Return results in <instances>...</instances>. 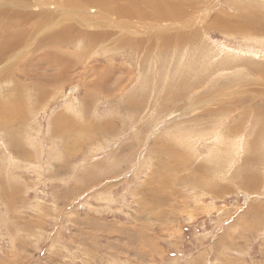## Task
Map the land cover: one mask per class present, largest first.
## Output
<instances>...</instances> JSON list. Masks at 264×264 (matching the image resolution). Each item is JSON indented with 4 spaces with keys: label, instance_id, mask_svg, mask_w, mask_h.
Here are the masks:
<instances>
[{
    "label": "rangeland",
    "instance_id": "obj_1",
    "mask_svg": "<svg viewBox=\"0 0 264 264\" xmlns=\"http://www.w3.org/2000/svg\"><path fill=\"white\" fill-rule=\"evenodd\" d=\"M79 1L0 0V264H264V0Z\"/></svg>",
    "mask_w": 264,
    "mask_h": 264
},
{
    "label": "bare ground",
    "instance_id": "obj_2",
    "mask_svg": "<svg viewBox=\"0 0 264 264\" xmlns=\"http://www.w3.org/2000/svg\"><path fill=\"white\" fill-rule=\"evenodd\" d=\"M42 1V0H41ZM47 1V0H46ZM82 1V0H81ZM90 1V0H89ZM91 1H93V0H91ZM102 2H104L105 4L106 3H109V0H101ZM111 1H113V0H111ZM110 1V2H111ZM85 2H86V0H85ZM102 2H101V4H102ZM42 3V2H41ZM41 3H39V5H37V6H40V4ZM77 3H78V5H81V4H79L80 3V1L79 0H77ZM88 2H86V4H87ZM103 3V4H104ZM45 4V3H44ZM90 4V3H89ZM110 4H112V3H110ZM88 5V4H87ZM83 6H85V4H83ZM103 6H107V4L106 5H103ZM86 7V6H85ZM85 7H83V8H85ZM128 7V6H127ZM49 9V8H48ZM86 9V8H85ZM123 9H126L125 7L123 8ZM87 10H88V8H87ZM88 12V11H87ZM95 12V11H94ZM85 13V12H84ZM86 15H88V13L86 14ZM55 17V16H54ZM77 17V16H76ZM82 17V16H81ZM7 18V17H6ZM64 18V17H63ZM82 19V18H81ZM170 19V18H169ZM227 19V18H226ZM51 20V19H50ZM63 20V19H62ZM88 19H86L85 18V21H87ZM56 21V20H55ZM9 22V21H8ZM54 23V22H53ZM223 23H225L224 21H223ZM27 25V24H26ZM28 26V25H27ZM89 26V25H88ZM222 26H224V25H222ZM25 29V28H24ZM75 28L73 27V26H68L67 28H66V30H68V31H70V30H74ZM255 29V28H254ZM28 30V29H27ZM27 30H25V31H27ZM197 31V30H196ZM27 32H29V31H27ZM3 34V33H2ZM18 35H20V34H18ZM49 35V34H48ZM51 35V34H50ZM81 35V34H80ZM91 35H93V33L91 34ZM90 35V36H91ZM96 35V34H95ZM98 36H99V34H97ZM3 36V35H2ZM4 36H6L5 34H4ZM58 36L61 38H59L60 40H58V42H59V44H60V46L61 45H70V44H72V46L74 45V44H78V42H72V41H69L68 39L66 40V39H64L63 37H62V34H58ZM88 36H89V34H88ZM1 37V36H0ZM72 37V36H71ZM76 37H77V35H76ZM177 37H178V34H177ZM6 38V37H5ZM12 38V37H11ZM18 38H19V36H18ZM70 38V37H69ZM73 38V37H72ZM90 38H94V35L93 36H91ZM96 38H98V37H96ZM178 38H180L181 39V37H178ZM9 39V38H8ZM20 39V38H19ZM24 39V38H23ZM71 39V38H70ZM75 39V38H74ZM101 39V38H100ZM177 39V38H176ZM4 40H6V39H4ZM72 40V39H71ZM97 40V39H96ZM99 40V39H98ZM170 40V39H169ZM9 41V40H8ZM95 41V40H94ZM171 41H172V39H171ZM177 41V40H176ZM7 42V41H6ZM17 42V41H16ZM4 43V42H3ZM178 43V42H177ZM12 44V43H11ZM58 44V43H57ZM1 45V44H0ZM15 46V45H14ZM24 46V45H23ZM164 46V45H163ZM168 46V45H167ZM1 47V46H0ZM68 47V46H67ZM165 47V46H164ZM51 48V47H50ZM60 48V47H59ZM183 48V47H182ZM15 49V48H14ZM17 49V48H16ZM133 50V49H132ZM4 51V50H3ZM1 52V51H0ZM2 53V52H1ZM133 54V53H132ZM62 55V54H61ZM4 56V55H3ZM52 57V56H51ZM174 57V56H173ZM59 59V58H58ZM61 59V58H60ZM178 61V60H177ZM63 65V64H62ZM254 67V66H253ZM261 69V68H260ZM254 71V70H253ZM258 75V74H257ZM205 78V77H204ZM263 78V77H262ZM50 81H51V79H49ZM41 83V82H40ZM201 84V83H200ZM202 88V87H201ZM51 94V93H50ZM191 108V107H190ZM197 108H199V107H197ZM227 111V110H226ZM259 115V114H258ZM260 117H261V115H259ZM262 121H263V118H262ZM259 125V124H258ZM246 163V162H245ZM250 163V162H249Z\"/></svg>",
    "mask_w": 264,
    "mask_h": 264
},
{
    "label": "trees",
    "instance_id": "obj_3",
    "mask_svg": "<svg viewBox=\"0 0 264 264\" xmlns=\"http://www.w3.org/2000/svg\"><path fill=\"white\" fill-rule=\"evenodd\" d=\"M189 227H190V226H189ZM189 227L187 228V231H188Z\"/></svg>",
    "mask_w": 264,
    "mask_h": 264
}]
</instances>
